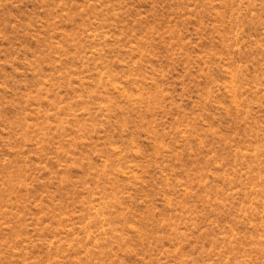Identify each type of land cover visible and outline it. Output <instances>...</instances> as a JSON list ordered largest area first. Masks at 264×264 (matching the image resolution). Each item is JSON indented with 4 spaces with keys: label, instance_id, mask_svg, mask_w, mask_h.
I'll list each match as a JSON object with an SVG mask.
<instances>
[{
    "label": "rangeland",
    "instance_id": "1",
    "mask_svg": "<svg viewBox=\"0 0 264 264\" xmlns=\"http://www.w3.org/2000/svg\"><path fill=\"white\" fill-rule=\"evenodd\" d=\"M0 264H264V0H0Z\"/></svg>",
    "mask_w": 264,
    "mask_h": 264
}]
</instances>
